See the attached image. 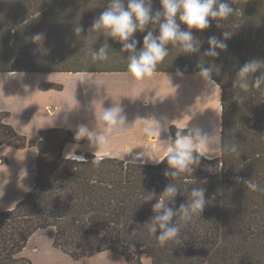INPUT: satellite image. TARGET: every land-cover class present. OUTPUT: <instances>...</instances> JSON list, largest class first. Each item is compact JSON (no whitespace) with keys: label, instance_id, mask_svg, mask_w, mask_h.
<instances>
[{"label":"trees","instance_id":"1","mask_svg":"<svg viewBox=\"0 0 264 264\" xmlns=\"http://www.w3.org/2000/svg\"><path fill=\"white\" fill-rule=\"evenodd\" d=\"M108 0H0V73H127V54L121 44L103 33L88 37L94 18ZM235 16L217 28L216 22L194 35L202 41L233 32L227 50L215 58L178 56L175 48L157 65L158 73H196L199 60L214 63L213 79L221 89V132L224 143L238 153L201 157L194 171L168 179L166 156L144 164L79 153L83 160L65 157L67 144L79 143L67 129L40 130L29 140L5 121L0 110V147H36L32 189L11 209L0 212V264H32L21 256L32 235L53 228V247L72 260L112 251L126 264H264V86L248 92L232 87L239 66L252 58L264 60V0H232ZM159 8V0H153ZM75 26L83 31L75 35ZM181 27H184L183 25ZM40 34L41 38H32ZM144 33L135 39L142 47ZM109 44V59L93 61L92 49ZM259 75V73H257ZM61 90L51 84L42 89ZM173 136L177 131L171 128ZM4 161V160H3ZM162 162V163H161ZM243 178L238 182L237 178ZM206 181V183H205ZM169 182L180 188L174 202H186L194 186L205 189L200 216L184 223L180 235L160 246L144 224L153 215L147 193L159 195Z\"/></svg>","mask_w":264,"mask_h":264},{"label":"clouds","instance_id":"2","mask_svg":"<svg viewBox=\"0 0 264 264\" xmlns=\"http://www.w3.org/2000/svg\"><path fill=\"white\" fill-rule=\"evenodd\" d=\"M238 9L232 6V0H159V8H153V0H108L107 6L101 14L94 18L88 29V37L94 33H103L121 44L120 53L127 54V74L142 80L152 77L157 65L169 55L170 48H175L178 56L193 55L205 58H217L222 51L227 50V42L232 38L233 32L224 30L220 36L213 34L207 38L208 47L201 52L202 41L194 35L203 32L216 22L217 28H223L224 22L236 15ZM184 27H181V26ZM83 29L75 26V35L81 34ZM142 47L138 49L140 41L135 39L136 33H144ZM40 34L32 39L38 40ZM109 44L103 43L98 49L90 52L93 61H107L109 59ZM213 67L219 69L214 63L199 62L196 65L198 77L211 89L219 85L213 79ZM184 69L177 68L175 75L184 76ZM259 73V75H257ZM82 77L90 75L81 73ZM171 80V74L165 73ZM264 86V60L252 58L239 66L232 87L248 92L250 89H261ZM137 121L143 126L139 129L143 137L155 136L158 132L168 131V125L161 126V122L154 116H137L130 124L123 107L111 106L102 108L99 122L103 126V133L89 130L87 126L80 125L77 135L81 131L87 133L90 147L107 151L112 147V135L119 136L126 132ZM172 123V122H170ZM219 126L213 127L209 134L200 127H188L186 131H177L175 137L169 136L167 140H160L161 151L166 156L167 168L163 175L169 180L178 178L181 173L194 171L201 161V157L214 159L216 153H238L236 144L224 143ZM204 153H207L205 157ZM77 158L83 160V157ZM144 153L133 156L131 161L144 163ZM162 163V162H161ZM243 178L238 177V182ZM206 183V181H205ZM245 185L252 189L264 191L258 185L244 180ZM148 202L155 199L152 205L153 215L149 217L144 227L155 236L160 246L175 240L180 235L183 224L190 222L194 216H200L206 206L205 189L194 186L187 192V200L179 207L174 205L180 188L174 182H169L163 191L157 195L155 192L147 193ZM125 264L123 259L119 264Z\"/></svg>","mask_w":264,"mask_h":264},{"label":"crops","instance_id":"3","mask_svg":"<svg viewBox=\"0 0 264 264\" xmlns=\"http://www.w3.org/2000/svg\"><path fill=\"white\" fill-rule=\"evenodd\" d=\"M80 74L0 73L3 78L18 80L14 83V88L19 93L16 94L17 99L12 98L16 99L14 109L1 106L0 102V110L9 112L7 119L9 124L17 132L32 140H36L40 130L63 128L70 130L76 139L83 138L87 141L86 132L81 131L76 136L78 127L85 125L89 130L95 128L97 132L103 133L104 128L99 122V115L102 108L111 106L123 107L130 124L137 116H154L161 122L162 127L168 125L167 132L162 131L161 135L158 132L155 136L143 137L139 131L143 125L137 121L119 136L113 134L112 147L107 150L111 153L108 158L124 161H131L133 156L143 152L144 164L157 163L165 157L161 151L160 140H167L169 136L175 137L171 128L187 130L188 127L198 126L210 134L213 127H221V89L217 85L210 91L195 73H184L183 77L168 73L171 74V80L165 73L158 72L142 80H137L127 73L114 76L90 74L83 77ZM43 83L61 84L62 89H41ZM107 151L105 152L108 153ZM202 155L207 157L208 154ZM219 155L220 153H216L214 158ZM3 156L7 158V163L0 167L3 171L0 172V212L10 210L16 202L23 199L19 198L21 195H26L32 189L37 149L36 147L17 149L3 145L0 147V158ZM12 157L17 159L20 166L9 171L3 170ZM16 191L19 195L13 199ZM40 233H47L52 251H49V258H44L42 263H36L35 258H32L34 256L27 251ZM53 238V228L36 233L23 249L22 253L25 254L23 257L29 258L33 264H76L53 247ZM84 259L78 262L119 264L122 259L125 261L122 256L115 253H102ZM67 260L73 263H67Z\"/></svg>","mask_w":264,"mask_h":264},{"label":"rangeland","instance_id":"4","mask_svg":"<svg viewBox=\"0 0 264 264\" xmlns=\"http://www.w3.org/2000/svg\"><path fill=\"white\" fill-rule=\"evenodd\" d=\"M104 74H107V75L111 74L112 76H114V75H117V74H120V73H94V74H91V75L95 76V75H104ZM17 81L18 80H13V79H10V78H3L2 76H0V102H1V106L7 107V108H10V109H14L15 101L17 99L16 98L17 97L16 94H19L18 91H16V89L14 88V83L17 82ZM51 84H54V83H43V84H41L40 88L42 89L43 87H45L47 85H51ZM56 85H61V84H56ZM61 87H62V85H61ZM13 97L16 98V99H12ZM1 111H3V110H1ZM5 122L9 124L8 120H6ZM52 129H54V128H52ZM61 129H63V128H61ZM19 134H21V133H19ZM21 135H23V134H21ZM27 139L32 140V138H27ZM36 140H38V137L36 138ZM77 152H79L81 154L86 153V152L94 153L100 158L101 157L102 158H107L109 155H111V153H109L108 151H107L108 153H106L105 151L97 150L94 147H90L89 140L85 141L83 138L80 139L79 143L67 144L65 149H64L63 154L65 155V157L79 159L76 156L81 157V155H77L76 154ZM220 155H221V153H220ZM220 155L218 157H220ZM17 158L19 159V157H17ZM215 158H217V157H215ZM205 159H207V158H205ZM207 160H210V159H207ZM130 162H140V161H130ZM5 163H7V158H5V156H3L2 158H0V164H2V165H0V167L3 166ZM140 163H142V162H140ZM19 166L20 165H19V162L17 161V159L15 160L12 157L11 161H9V164L7 166H4L3 170L9 171V169L16 168V167H19ZM34 171H35V169H34ZM0 172H3V171L0 170ZM18 195L19 194L16 191L13 194V196H15V197H12V198L13 199L17 198ZM24 196H25V194L21 195L19 198H24ZM16 203H18V202H16ZM16 203H15V205H16ZM6 205H8L7 202H6ZM15 205H13L12 208ZM12 208H10V210ZM6 210H2V212L6 211ZM42 230L43 229L38 230L32 236L36 235V233H39ZM49 242H50V240L48 239L47 233H44V234L40 233L34 239V241H33L34 244H30L31 246L29 247L27 252L30 253L32 256H34L32 258H35L34 261L36 263H42V260L44 258H49L50 257L49 256V251L50 252L52 251V246H51V243H49ZM33 247H37V248L33 249ZM103 253H115L117 255H120V254H118L116 252H112V251H106V252H103ZM100 254H102V253H100ZM100 254H98V255H100ZM21 256L23 257V256H25V254L21 253ZM67 257H69V256H67ZM27 259L31 262V260L29 258H27ZM73 261L76 264H80L78 261H82V260L80 259V260H73ZM141 261H142V264H150V259L145 257V256L142 257ZM67 263H73V262H71L70 260H67ZM125 263H126V261H125ZM95 264H99V263L95 262Z\"/></svg>","mask_w":264,"mask_h":264}]
</instances>
